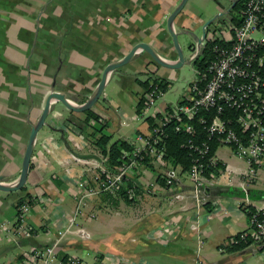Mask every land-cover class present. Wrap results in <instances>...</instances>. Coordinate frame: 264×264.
<instances>
[{
    "label": "crops",
    "instance_id": "obj_1",
    "mask_svg": "<svg viewBox=\"0 0 264 264\" xmlns=\"http://www.w3.org/2000/svg\"><path fill=\"white\" fill-rule=\"evenodd\" d=\"M181 1L0 0V184H18L32 126L52 92H63L82 105L95 94L106 66L139 42L152 44L167 59L177 58L167 21ZM231 11L211 24L219 25V34L233 19ZM214 16L210 0H188L174 27L185 33L186 27L205 25ZM140 51L110 73L91 108L105 118L110 144L149 131L150 121L131 122V116L144 90L136 86L139 73L148 68L157 72L159 65ZM172 73L166 68L157 75L166 79ZM115 77L131 97L127 105L108 103L105 90ZM87 111L71 110L53 99L34 142L25 185L0 188V264H20L35 247L54 243L70 225L75 195L91 177L74 157L90 158L101 150L100 133H94L96 124L91 123L99 118L88 121ZM125 118L129 122L124 125ZM216 157L222 167L212 168L215 182L201 204L190 193L173 201L167 193L144 190L128 199L122 193L90 198L84 215L59 243V256H78L87 264H264V244L253 234L248 246L230 249L232 238L251 229L249 209L264 205V169L249 186L250 202L241 204L247 161L223 146ZM153 166L147 168L152 181L162 171ZM24 199L31 203V234L17 236V207Z\"/></svg>",
    "mask_w": 264,
    "mask_h": 264
},
{
    "label": "built area",
    "instance_id": "obj_2",
    "mask_svg": "<svg viewBox=\"0 0 264 264\" xmlns=\"http://www.w3.org/2000/svg\"><path fill=\"white\" fill-rule=\"evenodd\" d=\"M225 27V32L219 34V25H211L202 42L195 43L193 62L204 54L209 41H222L213 43V58L204 67L194 64L197 77L179 102L157 104L165 90L156 80H167L157 75L156 69L145 71L144 81H149V88H144L135 116L140 121L152 120L149 131L128 138L131 148L122 151L119 164L111 165L109 153L101 150L90 158L74 157L91 177L75 195L77 206L70 225L54 243L35 247L20 264H87L78 256H59L57 247L77 217L84 215L89 199L102 193L117 196L125 190L133 198L144 190L149 194L167 193L173 201L190 193L201 204L209 194L208 187L215 182L216 170L212 168H220L216 157L220 146L231 147L236 156L247 161L248 168L240 180L244 192L240 203L250 202L249 186L264 169V0H245L240 23L232 19ZM91 123L105 121L100 117ZM172 125L173 130L186 135L182 145L191 160L187 171L166 159ZM215 143L218 148L213 151ZM147 159L162 170L153 181L149 180ZM184 177L189 178V184ZM17 210L15 234L30 236L27 217L31 203L24 200ZM249 212L251 229L232 238L231 245L247 240L251 234L264 244V205Z\"/></svg>",
    "mask_w": 264,
    "mask_h": 264
},
{
    "label": "water",
    "instance_id": "obj_3",
    "mask_svg": "<svg viewBox=\"0 0 264 264\" xmlns=\"http://www.w3.org/2000/svg\"><path fill=\"white\" fill-rule=\"evenodd\" d=\"M236 1L237 0H235L233 2V4L230 6V8L228 9L229 11L234 7V5L236 4ZM187 2H188V0H182L180 2V4L175 8V10L170 14V16L168 17V21H167L168 30L172 35L174 49H175L177 56H178L176 59H174V60L173 59L172 60L167 59L166 57L162 56L152 46V44H150L148 42H139L133 46V48L130 50V52L128 54L125 55L124 58H122L121 60L111 62L106 66L104 73H103V76H102V79L99 83V86H98L95 94L91 98H89L85 103H83L82 105L77 106V105L73 104L72 99L70 97H68L67 94H65L63 92H60V91L52 92L50 94L48 100H47L46 106H45V108L42 112V115L40 116L38 122L32 126V130H31L30 137H29V143H28V146L26 149V154L24 157L22 173H21L20 180H19L18 184L14 185V186H7V185L0 184V188L5 189V190H16V189L22 188L25 185L27 178H28V174H29L31 157H32V154L34 151V142H35V139L37 137L39 130L45 124L46 119L50 113L51 103H52L53 99L61 100L71 110H74L77 112H83V111H87V110L91 109L94 106V104L100 99L102 93L104 92V89H105L106 84L108 82V78H109L110 73L113 70H115L116 68L121 67V66L127 64L128 62H130L137 55L138 51L141 49L147 51L150 54L153 61L160 66L170 68V69H175V68L181 67L184 64L185 56H184V51H183V49L180 45V42H179V38H178L179 34L175 30V27H174V22H175L176 17L185 8ZM223 15H224V13H219L205 23L204 33L200 38H197L198 42H202V40L206 37V35H207L206 26L209 24L215 23ZM2 180H3V178H2V176H0V182Z\"/></svg>",
    "mask_w": 264,
    "mask_h": 264
},
{
    "label": "rangeland",
    "instance_id": "obj_4",
    "mask_svg": "<svg viewBox=\"0 0 264 264\" xmlns=\"http://www.w3.org/2000/svg\"><path fill=\"white\" fill-rule=\"evenodd\" d=\"M210 2H211V9L214 11L215 16L219 13H225L226 10L230 8V7L228 8V3L231 5V0H210ZM198 7L200 8V10L203 9V6H198ZM210 19H208L207 21H209ZM200 25L197 24L194 28L186 27L185 33H181L178 35L180 45L184 51L185 61L181 67L172 69L173 73L171 75H168V77L166 78V80L170 82V86L168 90L165 91L164 95L157 100L156 102L157 104H159L161 101H166V102L169 101L174 104L179 102V100L188 90L191 82L197 77V71L195 69L194 62L192 60V55H193V51L195 48L196 39L201 37V35H203L204 33V23L201 26ZM146 52L147 51L141 49L139 54L146 53ZM140 60L143 61L144 58H141ZM164 70H166V67L159 65L156 74H163ZM144 71L140 72L138 75L139 79L142 81L145 80V77L147 74ZM136 86H137L138 91L140 92L142 90V84L138 82ZM105 91L107 94V98L109 99L108 103L111 106L117 107L118 105L116 104L123 106L124 103H126L127 105L128 101L131 98L127 92H124V87L118 82L117 77H115L111 81V83L108 85ZM135 93L138 94L137 90L135 91ZM137 109H138V106H137ZM137 109L133 112L131 116V122H136V123L141 122L135 116ZM104 120L105 118L102 117V121ZM127 122L129 121L128 119L125 118L123 120V124L125 125L127 124ZM223 147L228 148V149L231 148L226 145ZM158 171H159V168H158ZM185 179L187 181H190L188 177H184V180Z\"/></svg>",
    "mask_w": 264,
    "mask_h": 264
},
{
    "label": "trees",
    "instance_id": "obj_5",
    "mask_svg": "<svg viewBox=\"0 0 264 264\" xmlns=\"http://www.w3.org/2000/svg\"><path fill=\"white\" fill-rule=\"evenodd\" d=\"M244 4L245 0H237L236 4L234 5L232 9V14L234 15L233 20L239 24L241 21V12L244 9ZM214 42H222L219 39H216L215 41H209L207 44V47L204 50V54L200 56L194 64L197 65L198 67H204L205 64L207 63V60H211L213 58V53L211 52L212 46ZM142 86L145 89L149 88V81H142L139 80ZM156 84H159L165 91L168 90L170 86V82H160L159 80H156ZM141 105V102L138 103V106ZM88 121L91 117L99 118L93 110H88ZM152 120L150 119V123ZM106 127V124H98L94 127V133H100L99 138L97 139V145L98 147L105 153H109L110 155V164L115 165L119 164L121 162V154L122 151L126 149H130L131 146L128 143L126 139L120 138L114 141L113 143H109L111 136L106 134L104 132V129ZM200 128V127H199ZM169 137L167 141V156L166 159L170 161L173 165H180L182 167L183 171H187L191 160L189 157L188 150L182 145V143L186 140V135L181 134L173 130V125L169 127ZM218 148V144L215 143L213 145V151H215ZM146 165L150 168H153V164L149 162V160H146ZM218 167H222V164ZM121 193L125 196L126 199H128V196L125 194V190H122ZM25 200V199H24ZM24 200H21L19 204H21ZM251 211L254 210V208H250ZM250 216V212H249ZM240 234H238L236 237H239ZM253 238L251 236H248L247 240H241L239 243L232 244L230 247L231 250L233 249H240L245 246H248L250 243L253 242Z\"/></svg>",
    "mask_w": 264,
    "mask_h": 264
},
{
    "label": "flooded vegetation",
    "instance_id": "obj_6",
    "mask_svg": "<svg viewBox=\"0 0 264 264\" xmlns=\"http://www.w3.org/2000/svg\"><path fill=\"white\" fill-rule=\"evenodd\" d=\"M209 27H211V24H209V25L206 26V31H207V29H208ZM176 57H178V56H177V53H176Z\"/></svg>",
    "mask_w": 264,
    "mask_h": 264
}]
</instances>
